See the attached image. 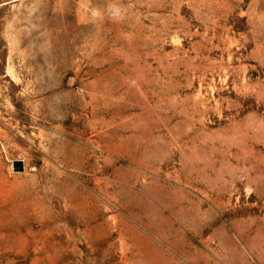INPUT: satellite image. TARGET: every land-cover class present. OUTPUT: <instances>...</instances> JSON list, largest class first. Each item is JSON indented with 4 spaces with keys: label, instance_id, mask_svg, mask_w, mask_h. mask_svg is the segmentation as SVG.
<instances>
[{
    "label": "rangeland",
    "instance_id": "1",
    "mask_svg": "<svg viewBox=\"0 0 264 264\" xmlns=\"http://www.w3.org/2000/svg\"><path fill=\"white\" fill-rule=\"evenodd\" d=\"M0 264H264V0H0Z\"/></svg>",
    "mask_w": 264,
    "mask_h": 264
},
{
    "label": "trees",
    "instance_id": "2",
    "mask_svg": "<svg viewBox=\"0 0 264 264\" xmlns=\"http://www.w3.org/2000/svg\"><path fill=\"white\" fill-rule=\"evenodd\" d=\"M20 166V164H18Z\"/></svg>",
    "mask_w": 264,
    "mask_h": 264
}]
</instances>
